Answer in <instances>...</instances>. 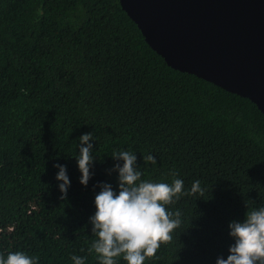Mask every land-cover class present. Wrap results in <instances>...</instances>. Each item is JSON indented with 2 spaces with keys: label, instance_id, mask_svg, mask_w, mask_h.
Wrapping results in <instances>:
<instances>
[{
  "label": "trees",
  "instance_id": "16d2710c",
  "mask_svg": "<svg viewBox=\"0 0 264 264\" xmlns=\"http://www.w3.org/2000/svg\"><path fill=\"white\" fill-rule=\"evenodd\" d=\"M87 132L85 186L75 155ZM119 150L135 152L141 179L184 181L166 205L182 223L143 264H215L229 221L264 204V114L248 98L169 66L120 0H0V252L98 264L89 217L97 182L118 190ZM54 163L67 165L63 196Z\"/></svg>",
  "mask_w": 264,
  "mask_h": 264
},
{
  "label": "clouds",
  "instance_id": "9594fccd",
  "mask_svg": "<svg viewBox=\"0 0 264 264\" xmlns=\"http://www.w3.org/2000/svg\"><path fill=\"white\" fill-rule=\"evenodd\" d=\"M92 138V132L82 133L75 155L81 173L79 181L85 186L93 175ZM111 156L116 161L111 170L117 173L118 190L108 182H97L95 211L89 217L94 239L88 251L95 254L98 264H118V259L126 264H143L156 254L161 242L172 239L182 223L180 211L173 212L166 205L183 194L184 181L141 179L135 152L119 150ZM143 159L155 162L151 154ZM53 167L57 169V186L62 196L66 195L70 185L67 165L54 163ZM198 186L199 181H194L193 191H198ZM228 230L233 243L228 247L227 257L217 256L215 264H264V204L250 210L247 207L242 220L229 221ZM85 259L75 254L70 256L72 264H85ZM0 264H38V257L23 250L0 252Z\"/></svg>",
  "mask_w": 264,
  "mask_h": 264
},
{
  "label": "water",
  "instance_id": "95a60500",
  "mask_svg": "<svg viewBox=\"0 0 264 264\" xmlns=\"http://www.w3.org/2000/svg\"><path fill=\"white\" fill-rule=\"evenodd\" d=\"M167 64L264 114V0H120Z\"/></svg>",
  "mask_w": 264,
  "mask_h": 264
},
{
  "label": "bare ground",
  "instance_id": "6f19581e",
  "mask_svg": "<svg viewBox=\"0 0 264 264\" xmlns=\"http://www.w3.org/2000/svg\"><path fill=\"white\" fill-rule=\"evenodd\" d=\"M126 12V11H125ZM126 14H127V12H126ZM128 15V14H127ZM129 16V15H128ZM130 17V16H129ZM131 18V17H130ZM131 20H132V18H131ZM133 21V20H132ZM134 22V21H133ZM136 24V23H135ZM137 25V27L139 28V30H140V27L138 26V24H136ZM140 32H141V30H140Z\"/></svg>",
  "mask_w": 264,
  "mask_h": 264
}]
</instances>
